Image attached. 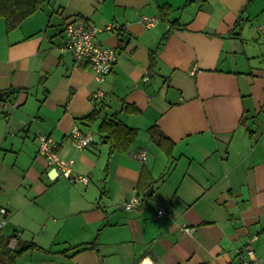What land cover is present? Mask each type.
Segmentation results:
<instances>
[{"label": "crops", "instance_id": "crops-1", "mask_svg": "<svg viewBox=\"0 0 264 264\" xmlns=\"http://www.w3.org/2000/svg\"><path fill=\"white\" fill-rule=\"evenodd\" d=\"M68 19L119 50L103 81L60 52ZM260 26L264 0H43L11 31L0 19V264H240L254 235L264 264ZM95 94L108 105L85 123ZM104 113L137 130L130 152H110ZM75 127L98 141L76 150ZM38 134L88 184L57 175Z\"/></svg>", "mask_w": 264, "mask_h": 264}, {"label": "built area", "instance_id": "built-area-1", "mask_svg": "<svg viewBox=\"0 0 264 264\" xmlns=\"http://www.w3.org/2000/svg\"><path fill=\"white\" fill-rule=\"evenodd\" d=\"M156 17L141 16L140 21L146 26H154L157 23ZM64 42L60 45L59 50L62 53H69L70 56L77 63L89 65L95 73L98 81H103L104 77L111 71L119 58V50L114 47H107L98 44L95 40L96 35L102 30L97 26H87L79 19H68L64 23ZM107 30L121 31L122 27L107 25ZM264 31V27L258 28ZM93 97H101L100 94H95ZM4 106H12L13 104L3 102ZM71 144L76 150H83L89 146L93 140L90 133L82 135L80 130L75 127L70 133ZM38 140V153L45 159L47 164L52 167L57 175L71 179L74 182L88 184L89 179L87 176L74 174L72 171L74 161L71 159H63L58 155L57 146L53 141L43 135H37ZM141 159L145 160V156L140 154ZM140 204V199L133 196L129 201L123 204V208L130 210L136 208ZM165 214L163 210H159L157 215ZM7 209L0 208V232L6 223ZM182 231L185 234L193 233V229L183 226ZM257 237L254 235L250 238L244 248L245 257L240 264H263L255 257L252 244L256 241ZM140 264H151L142 262Z\"/></svg>", "mask_w": 264, "mask_h": 264}, {"label": "trees", "instance_id": "trees-1", "mask_svg": "<svg viewBox=\"0 0 264 264\" xmlns=\"http://www.w3.org/2000/svg\"><path fill=\"white\" fill-rule=\"evenodd\" d=\"M42 4L43 0H0V19L5 20L7 31H11L17 28L27 17L37 12ZM92 100L94 101L92 112L81 118L85 123L96 122L108 105L104 100H99L97 97H93ZM98 133L103 135L111 153H128L136 138L137 130L124 125L116 113L110 115L104 113V117L98 126ZM160 139L158 142L163 145ZM6 245L7 242L0 239V254L4 252L3 249ZM92 247L95 248L94 245ZM37 248L39 247L34 243H25L19 251L13 253V259L25 251Z\"/></svg>", "mask_w": 264, "mask_h": 264}, {"label": "water", "instance_id": "water-1", "mask_svg": "<svg viewBox=\"0 0 264 264\" xmlns=\"http://www.w3.org/2000/svg\"><path fill=\"white\" fill-rule=\"evenodd\" d=\"M5 95H6V93L0 92V99H2ZM92 141L93 142H97L98 141V136H94Z\"/></svg>", "mask_w": 264, "mask_h": 264}]
</instances>
